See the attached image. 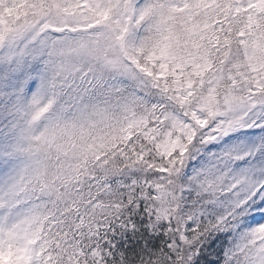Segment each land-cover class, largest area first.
<instances>
[{"label": "snow or ice", "instance_id": "snow-or-ice-1", "mask_svg": "<svg viewBox=\"0 0 264 264\" xmlns=\"http://www.w3.org/2000/svg\"><path fill=\"white\" fill-rule=\"evenodd\" d=\"M0 264H264V0H0Z\"/></svg>", "mask_w": 264, "mask_h": 264}]
</instances>
